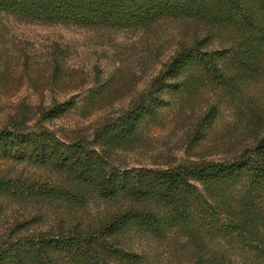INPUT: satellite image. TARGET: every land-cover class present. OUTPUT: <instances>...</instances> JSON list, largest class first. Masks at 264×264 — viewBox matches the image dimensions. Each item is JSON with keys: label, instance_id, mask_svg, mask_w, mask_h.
Listing matches in <instances>:
<instances>
[{"label": "trees", "instance_id": "trees-1", "mask_svg": "<svg viewBox=\"0 0 264 264\" xmlns=\"http://www.w3.org/2000/svg\"><path fill=\"white\" fill-rule=\"evenodd\" d=\"M0 13L143 32L192 22L208 33L178 38L128 107L100 117L90 137L67 141L45 125L73 100L16 109L0 125V159L52 174L0 175V264H140L137 235L184 238L189 264H264V0H0ZM214 35L225 44L210 48ZM108 93L103 83L85 101ZM201 99L194 144L209 140L222 109L231 113L232 134L213 143L221 152L165 167L115 164L168 112L180 118ZM95 202L112 209L88 220Z\"/></svg>", "mask_w": 264, "mask_h": 264}, {"label": "rangeland", "instance_id": "rangeland-1", "mask_svg": "<svg viewBox=\"0 0 264 264\" xmlns=\"http://www.w3.org/2000/svg\"><path fill=\"white\" fill-rule=\"evenodd\" d=\"M207 34L204 27L192 22L166 23L143 32L21 22L0 13V125L16 109L35 110L73 100V107L45 125L67 141L90 137L100 117L128 107L132 97L171 54L178 38ZM211 42L210 48L225 44L217 35L212 36ZM103 83L109 88L107 97L87 105L89 92ZM208 95L207 100L212 101ZM201 100L190 104L186 115L180 118L168 112L161 124L144 134L146 138L135 149L117 151L115 164L165 167L189 158L217 155L221 149H212L213 143L234 130L231 113L222 109L209 140L194 144V117L206 102ZM0 175L41 180L52 177L43 168L4 159H0ZM111 209L110 205L95 202L83 215L96 221ZM130 242L135 252L144 256L140 264H189L194 255L186 240L177 235L167 242L137 235L130 237Z\"/></svg>", "mask_w": 264, "mask_h": 264}]
</instances>
